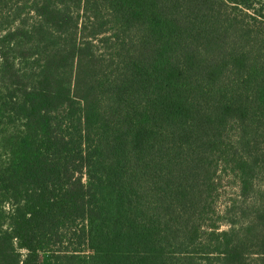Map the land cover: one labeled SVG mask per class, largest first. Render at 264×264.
I'll return each instance as SVG.
<instances>
[{"label": "trees", "instance_id": "16d2710c", "mask_svg": "<svg viewBox=\"0 0 264 264\" xmlns=\"http://www.w3.org/2000/svg\"><path fill=\"white\" fill-rule=\"evenodd\" d=\"M0 264H264V0H0Z\"/></svg>", "mask_w": 264, "mask_h": 264}, {"label": "rangeland", "instance_id": "374dc122", "mask_svg": "<svg viewBox=\"0 0 264 264\" xmlns=\"http://www.w3.org/2000/svg\"><path fill=\"white\" fill-rule=\"evenodd\" d=\"M224 188L221 191V197L219 199V207L218 209L221 210L223 204L228 200L229 197L233 196L236 189L229 186L227 182L223 183ZM225 228V226H222V229Z\"/></svg>", "mask_w": 264, "mask_h": 264}]
</instances>
